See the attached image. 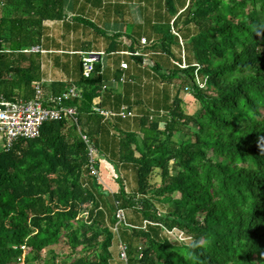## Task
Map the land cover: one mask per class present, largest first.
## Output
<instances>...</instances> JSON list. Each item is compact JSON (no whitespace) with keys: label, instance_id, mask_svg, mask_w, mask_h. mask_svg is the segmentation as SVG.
I'll return each instance as SVG.
<instances>
[{"label":"trees","instance_id":"16d2710c","mask_svg":"<svg viewBox=\"0 0 264 264\" xmlns=\"http://www.w3.org/2000/svg\"><path fill=\"white\" fill-rule=\"evenodd\" d=\"M164 1L171 18L155 14V21L168 22L153 25L156 37L149 45L167 54L174 67L156 62L151 67L161 81L177 80L189 88L198 110L186 114L177 91L164 115L139 118V133L117 130L118 161L132 166L136 191L127 193L119 180L110 207L103 202L110 208L106 221L97 198L107 193L86 168L81 135L89 137L101 158V137L108 135L104 123L125 121L94 111L102 109L101 58L118 51L104 52L87 77L77 54L76 81L41 85L49 98L72 86L80 89V98L62 101L77 108L78 125L48 122L38 138L0 150V264H112L116 211L131 207L190 239L178 242L157 226L126 227L127 264H264V0H184L178 8L175 0ZM67 3L0 0V97L30 99L34 83L42 82L41 54L22 50L40 47L45 21L92 26L79 15H66ZM133 42L131 52L137 51ZM174 47H181L178 58ZM129 58L146 64L142 56ZM182 59L186 68L176 65ZM194 63L205 80L202 88L194 80ZM119 69L114 73L118 82L126 74ZM155 169L160 182L150 191ZM153 200L168 205L167 211ZM138 240L144 241L140 248L133 244ZM60 242L68 247L67 255L48 250L43 256Z\"/></svg>","mask_w":264,"mask_h":264},{"label":"rangeland","instance_id":"374dc122","mask_svg":"<svg viewBox=\"0 0 264 264\" xmlns=\"http://www.w3.org/2000/svg\"><path fill=\"white\" fill-rule=\"evenodd\" d=\"M100 3H106L105 0H98ZM184 0H175L174 6L176 8L180 7L182 5V2ZM162 6V7H161ZM117 8L116 12H112L110 15L109 10H105L106 8H103L101 14H96L95 18L96 21H87L88 23H92L91 28L88 27L85 28L83 31L85 32L86 38L91 39H97L96 48H102L104 50L105 47V37L103 34H107V39L113 40L114 37L116 39V34H122L125 38L126 45H129L133 40L132 37L139 38V36L144 35L147 39V44H141V38L139 39V44L136 42V44H133V47L137 48V51L144 54L142 58H144L146 61L145 66L143 64L138 63L133 64L132 67L135 71L132 74V80L131 82L127 81L128 72L125 74V82L120 83L118 82V79H115V77H111L108 80H104V90L102 91L100 97L98 98L100 101V104L103 108V110H110V111H117L120 106L125 105L131 111L136 115L135 117L131 119H127L125 121H119L116 119L109 120L110 122H105L104 125L107 127L108 135H104L101 137V148H100V154L101 156V164H100V171L101 180L98 181V183L101 184V192L107 193L100 195L98 197V201L101 203V209L100 211L103 212V214L106 215L105 220L109 221V211H110V205L112 204V197L111 194L116 193L119 189V180L121 184L124 186L125 191L127 193H135L136 191V177L135 172L130 165H121L118 161L117 156V135H118V129L121 130H134L135 132H138V121L141 116L148 115L150 118H152L155 115H164L166 111H168L169 106L171 105V102L173 98L175 97L177 91L180 92L179 97L181 98V107L183 111L186 114H193L195 113L198 108L199 104L193 99L191 95H185V89L184 87H180L179 81L175 80L172 82L168 81H161L160 77L158 76L157 72L153 71L152 65L156 62L161 65L163 68H173L174 65L170 62V58L167 54L162 53L159 49H154L153 46L151 48L150 41L152 40V28L155 22V14L160 12L161 14L167 16L170 18V16L166 13L167 9L165 8V1L162 0V3L160 0H121L120 4H116L112 6ZM105 11V12H104ZM151 16V17H150ZM152 18V19H151ZM154 20V21H153ZM172 21V19H171ZM103 32L102 34L100 32ZM175 31L176 28H174ZM89 31V32H88ZM194 29L191 25L189 28V33H193ZM114 34V35H113ZM181 35V32H180ZM72 38L71 35H64L61 39L54 40L51 44L53 46L63 45L64 47L68 46L69 39ZM184 41V40H183ZM72 43V42H71ZM126 45L120 44L122 48L127 47ZM175 56L178 58L181 54V47H175ZM107 52V51H105ZM188 51L185 50V56L188 57ZM52 58L54 57H60L58 54H52ZM123 55L110 53L101 58V64L104 66V72L106 74L105 78H108V73L110 71V68L113 70V72L116 71L118 63L120 64L122 61V58H120ZM69 57L68 55L61 56ZM75 60V65L73 64L70 59L64 62L68 69L70 68L72 71L63 73L59 72L51 74V78H66L67 76L70 78H76V80L79 77V70H77L78 66L76 64L78 55L71 56ZM175 58V59H176ZM123 60H126L129 65H131L132 58H129L127 56L124 57ZM121 61V62H120ZM66 67V68H67ZM65 68V70H66ZM114 78V79H113ZM75 80V81H76ZM112 80V81H111ZM74 82V80H73ZM42 84L46 85L44 81H42ZM76 87V86H75ZM106 102V104H105ZM161 113V114H160ZM61 121V120H60ZM57 122V121H56ZM72 123V122H70ZM79 123V119H78ZM75 124V125H78ZM74 124V123H72ZM162 128V126H161ZM139 133V132H138ZM140 136V134H139ZM3 142H0V150L2 149ZM106 182H104L103 181ZM160 177L158 174V170H154V172L151 174V176L148 179V190L153 191L156 189L159 185ZM174 197H178V194H174ZM107 200L108 206H104L103 202ZM153 203L155 206L161 211L166 212L168 205H162L158 203L157 201L153 200ZM126 218L127 221L134 225H141V222L145 219L143 218V215L140 210L137 211V209L131 207L126 208ZM112 226V225H111ZM113 228V227H112ZM114 229V228H113ZM124 226L118 227V233L115 235V239L113 242V245L111 247L113 260L112 264H120L121 262L124 264V259L122 258V246L119 250V245L126 244L128 246V243L126 241L129 240V231ZM116 231V230H114ZM140 242H143L142 240H138L134 242L135 247L140 248L144 244H141ZM189 242V241H187ZM48 250H52L55 253H57L60 256H65L68 254L69 249L64 244V242H60L56 245H53L51 247H48L43 252V256L46 255ZM129 246L128 249L126 247L125 254L126 258L129 254ZM121 259V262L118 260V256ZM133 258L135 256L133 255Z\"/></svg>","mask_w":264,"mask_h":264},{"label":"built area","instance_id":"2783aa9c","mask_svg":"<svg viewBox=\"0 0 264 264\" xmlns=\"http://www.w3.org/2000/svg\"><path fill=\"white\" fill-rule=\"evenodd\" d=\"M172 24L173 21H170ZM172 33H175L173 27H171ZM151 42V41H150ZM141 44H147V39L144 37L141 38ZM23 53H36L39 52L40 54L46 53L39 46H32L27 49L22 50ZM80 55V61L82 65V75L87 77L91 75L93 71V64L97 62L103 55L104 51H80L76 52ZM115 54L124 55V56H143L144 54L135 51H120ZM183 57V55H182ZM143 61H146L143 59ZM176 65L180 68H186L187 65L185 61L182 59L180 64ZM120 68L125 70L128 68V64L126 62L120 63ZM193 66L195 67L194 70V80L199 88L204 87L205 80H201L198 76L199 66L198 64L194 63ZM120 82L125 80L124 77H121ZM42 82L34 83V93L32 98L27 100L22 99H13V100H6L3 97H0V142H3V149L10 148L18 140H33L39 137L41 127L48 122L53 121H62L67 120L74 124L78 123V111L75 106L71 105H63L62 101H69L72 99H77L81 97V91L75 86H72L68 91L64 92L58 98L46 97L43 89H42ZM185 95H190L189 88L185 87ZM55 102V105L49 106L48 103ZM94 111L103 115L105 119H112L115 117H119L123 120L131 119L136 115L129 109L127 106L122 105L119 107L117 111H110V110H103L99 109L98 107L94 108ZM161 114V113H160ZM82 140L84 141V145H86L87 151V166L90 175L97 178V180H101L100 175V164L101 158L97 153V149L92 144V141L89 139L87 135H81ZM116 219L117 224L113 230L115 235L118 233V226H125L127 228H138L146 230L149 226H157L162 229V232L165 235H168L172 239L178 242H187L190 238L186 237L182 232L178 231L177 229L169 230L162 226L160 223H154L148 219H144L141 222V225H134L127 221L126 212L123 209H118L116 211ZM122 246V258L124 259V264H127V258L125 254L126 246L124 244L119 245Z\"/></svg>","mask_w":264,"mask_h":264},{"label":"crops","instance_id":"0c3cea01","mask_svg":"<svg viewBox=\"0 0 264 264\" xmlns=\"http://www.w3.org/2000/svg\"><path fill=\"white\" fill-rule=\"evenodd\" d=\"M106 3H100V1L98 0H68L67 6H66V15H70V16H74L75 15H79L80 17H82V19H85L86 21H96V14L100 15L102 10H104L103 8H106L105 10H109L110 11V15L112 12H116L117 8L114 7L113 9V5L116 4H120L121 0H105ZM112 11V12H111ZM105 12V11H104ZM168 14V13H167ZM163 17H167L165 15L162 14ZM169 18V17H168ZM171 18V17H170ZM152 19V18H151ZM168 21H159V22H155V23H166ZM170 22V21H169ZM154 23V24H155ZM89 28L92 29L90 26H87L86 23L83 24L82 21H69V20H62V21H45L43 24V33H42V40H41V44L40 47L46 51V53L41 54V78L42 81H44L45 83H51L53 81H75L76 78H70V76L66 77V78H55L52 79L51 78V74L54 73H58L59 70L60 72H64V71H68L71 73V69L67 67V65L64 63L67 60H71L72 62H74L73 64L75 65V60L71 57L74 55H77L76 52H80V51H108L110 49L116 50L118 52L120 51H129L128 47L129 45H126V41L125 38L128 37H124L122 34H116V39L113 37V40L107 39L106 35L107 34H103L105 37L104 42L105 47L104 50H102V48L100 47L99 49L96 48V41L97 39H91V38H86L85 37V32L83 31L85 28ZM89 32V31H88ZM100 32V31H99ZM101 34L103 32H100ZM71 35L72 38L69 39V43L67 47H64L63 45H57V46H53L51 43L54 42V40L61 39L62 37H64V35ZM114 35V34H113ZM152 38L154 39L156 37V34L153 32V28H152ZM145 36H139V38L136 37H132L133 38V42L134 44H136V42H138V40L140 38H142ZM129 39V38H128ZM146 39V38H145ZM72 42V43H71ZM120 44L126 45L127 47L124 46V48H122L121 46H119ZM175 48V47H174ZM174 48H172V53L174 54L175 50ZM114 51V52H116ZM58 54L60 55V57H54L52 58V54ZM68 55L69 57H64L62 58L61 56H65ZM124 55L121 56L120 58H122L121 61L126 62V60L124 59ZM67 59V60H66ZM120 61V62H121ZM79 62V57L77 58V62L76 64H78ZM135 63L132 59L131 65H129L128 63V69L123 70V74H125L127 71L128 75H132L131 73H133L135 70L132 68ZM119 63L117 65V69L119 70V73H121V70L119 69ZM138 65V64H137ZM139 66V65H138ZM67 67V68H66ZM66 68V70H65ZM103 69V68H102ZM116 69V70H117ZM102 76L104 80H108L111 77H113L115 74V72H113V70L110 68V71L108 73V78L106 79L105 76V72L104 69L102 70ZM114 79V78H113ZM112 81V80H111ZM106 104V102H105ZM103 108V107H102ZM106 109V108H103ZM116 111V110H115ZM104 181V179H103ZM105 182V181H104ZM106 183V182H105ZM114 242V241H113ZM118 256V260L121 262V259ZM120 264H123L122 262Z\"/></svg>","mask_w":264,"mask_h":264}]
</instances>
